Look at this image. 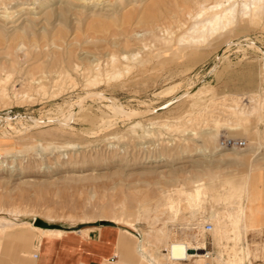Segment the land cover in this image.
I'll return each mask as SVG.
<instances>
[{"label": "rangeland", "instance_id": "1", "mask_svg": "<svg viewBox=\"0 0 264 264\" xmlns=\"http://www.w3.org/2000/svg\"><path fill=\"white\" fill-rule=\"evenodd\" d=\"M203 1L219 0H0V127L12 132L0 133V147L13 150L0 157L2 223L115 222L128 248L152 252L185 237L216 256L215 223H201L203 210L221 211L231 229L227 209L248 205L245 236L235 247L224 238L221 250L245 248L264 264V109L239 117L230 108L235 97L248 110L264 97V20L239 18L206 43L180 42ZM106 96L145 112L114 117ZM69 103L78 111L64 127ZM229 139L245 144L229 147ZM200 183L209 193L193 208L186 195ZM160 228L169 239L157 242ZM6 236L40 239L28 225ZM2 245L0 264H14L23 244L6 237ZM194 259L185 264H203Z\"/></svg>", "mask_w": 264, "mask_h": 264}, {"label": "bare ground", "instance_id": "2", "mask_svg": "<svg viewBox=\"0 0 264 264\" xmlns=\"http://www.w3.org/2000/svg\"><path fill=\"white\" fill-rule=\"evenodd\" d=\"M193 18H194V23H193L192 27L189 28L187 33L182 35V37L180 38L179 41L184 42L185 44L206 43V42L210 41L211 39H213L219 33H223V32L232 30L233 27H235L238 24L239 18H240V21L242 23H245V22L254 23L257 20H264V0H243L241 2V4L238 2V0H225V1L219 0L213 6H208L206 4V1H203L201 3L200 12L197 15L193 16ZM231 42H232V40L227 43L228 47H229V45L230 46L232 45ZM1 84H4V83L1 82ZM172 88H173V86L168 87L167 91L171 90ZM1 89H5L4 86ZM203 89H204L203 87L202 88L198 87L197 89H195L193 91H188L186 93V95H191L193 93H196L195 95L201 94ZM89 94H91V93H89ZM103 95H100L99 92L98 93L96 92L93 94V96H99V97H103ZM105 98H109L111 101V103L108 104V107H109V110H111V112L113 113L112 116L121 115L125 118L126 117L131 118L133 116L142 115V113L145 112V111L138 112L137 110H132V109L127 110L122 104L117 103V101H115L113 98L107 97V96ZM235 98H232L230 100L231 101L230 105L233 104V106L230 108L233 110V114H235L237 116H239L240 114L248 116L252 112L253 113L255 112L258 114L261 112V110L264 109V97H262V96L260 97V96L256 95V96L252 97V101H258L256 103V105L254 107H252V110H248V109H244V108L242 109L237 104L238 103L237 98L236 99ZM83 100H84V98H82L81 102L78 103L80 108H82L84 106V104L82 102ZM58 110H61V109H58ZM77 111H78V108L74 107V103H69L68 107H66L65 109L62 110V112H60L61 113L60 114L61 121H63L65 123L63 125L64 127H71V125H69L68 122H71L75 119V117L77 115ZM103 114H105V113H103ZM108 115H107V117H106V115H103L105 117H103V118L100 117V119H99L100 122L102 121L103 123L106 124L105 127H110L111 125H113L110 123L111 120L110 121H109V119H108V121L106 120V118H108L110 116V115L109 116ZM55 118H57V117H55ZM242 119H244V118H240V121H242ZM33 121L35 122V126H38V127L40 125H46V124H44L45 122L42 120L40 121V120L36 119ZM9 125L11 126V129L14 130L13 132L24 131V130H17L18 128L13 123H10ZM21 125H23V124L21 123ZM243 125H245V122ZM32 127H33V125H28L24 129L28 130ZM0 133L2 134L4 139L11 138V136H12V132L3 126L0 127ZM10 151H13V150H7L6 148L0 147V157L4 156L3 153H8ZM205 188H207V187L204 185V183H200L196 186L194 191H192L186 195V200L188 201V203L191 207L194 208L195 206L196 207L199 206V204L203 201V198L206 197V195L209 193L208 192L209 190L206 191ZM239 197H241L240 194H239ZM170 203H172L171 207L174 208V204H173L174 200H170ZM227 211L229 212V218H232L234 220L233 221V227L231 229L228 228V223L226 222L227 220L225 221V216L222 214L221 211H218V210L213 208L210 216L207 215L206 209L203 210V213H202L201 223L206 222L208 219L214 220V223H215V229H214L215 244H216L215 247L220 248V250L218 249L219 252L216 256L213 255V253H209L208 256H206L204 254L205 250L209 251L205 242H200V243L198 242V243L194 244V243L188 241L187 239L184 240L185 237L183 238V240H181V239L179 240L180 243L172 244V242H166V244H164L162 247H160L158 245V246H156V250H153L152 252L147 251V249L144 246H140V248L145 253V257L148 260H150L153 263L156 262V263H160V264H164V263L160 262V258L162 256H164L165 254L168 258L167 259L168 263L174 262V259H186L188 257L189 261H191L192 259L195 258L194 259L195 262H199L202 260L203 264H207V261L210 262L209 264H253L252 260L250 259V252L248 251V249L241 248L240 251H237V250H234L233 247L231 246V249L234 250V253H233V255H232V253H228L227 257H225V251L221 250V247H222L221 245L223 243L224 238H228L229 240L234 241V247H235L236 244L238 243V241L242 238V236H245L243 231L248 226L246 224V221H245V218H246L247 213H248V205L246 206V209L242 208L240 210H235L234 208L233 209L228 208ZM260 212H261L260 216H263L264 215V209L263 208L260 209ZM4 220L6 221V223H2L1 217H0V236H4L10 232H13L20 225L31 226V228H33L35 231L39 232L40 233V239H39L40 242H42L44 238H46V239L57 238V237H62V236H65L66 234H68L66 230L59 229V228H42V227L35 226L30 222H23L22 224H20L18 222L10 220V219L4 218ZM126 225L129 227H136V226H134L135 224L133 225L130 222H126ZM204 230H206L205 227H204ZM87 233H88V230H83V236H86ZM168 235H169V231L167 232V230H165L164 228L158 229L157 235H156L157 242H160L162 237L168 238ZM209 252H211V251H209ZM170 255L172 258L170 257ZM214 260H215V263H214ZM246 260H247V263H246Z\"/></svg>", "mask_w": 264, "mask_h": 264}, {"label": "crops", "instance_id": "3", "mask_svg": "<svg viewBox=\"0 0 264 264\" xmlns=\"http://www.w3.org/2000/svg\"><path fill=\"white\" fill-rule=\"evenodd\" d=\"M65 230L68 233L65 236L44 238L42 242L38 239L34 245L31 243L33 237L30 236L25 238L6 236L7 234L0 236V256L4 239L10 237L15 242L23 244V249L15 257L14 264H160L148 260L139 245H135L134 249L128 248L125 245L128 237L124 234L126 227L115 222L102 224L89 221L77 229ZM83 230H88L86 236H83ZM176 243L180 242H172ZM162 257L168 259L166 254ZM187 261L188 257L174 259V262L169 264H185ZM1 264L11 263L5 261Z\"/></svg>", "mask_w": 264, "mask_h": 264}, {"label": "built area", "instance_id": "4", "mask_svg": "<svg viewBox=\"0 0 264 264\" xmlns=\"http://www.w3.org/2000/svg\"><path fill=\"white\" fill-rule=\"evenodd\" d=\"M226 146H229V147H235V146H242L245 144V142L241 141V140H234V139H229L227 142H225ZM205 229L206 231H211L213 229V224L212 223H207L206 226H205ZM209 253H212V252H209L207 250H205V255L208 256ZM208 258V257H207ZM209 260V259H208ZM210 262L207 261V264H209Z\"/></svg>", "mask_w": 264, "mask_h": 264}, {"label": "trees", "instance_id": "5", "mask_svg": "<svg viewBox=\"0 0 264 264\" xmlns=\"http://www.w3.org/2000/svg\"><path fill=\"white\" fill-rule=\"evenodd\" d=\"M102 224H109V223H111V222H101Z\"/></svg>", "mask_w": 264, "mask_h": 264}]
</instances>
